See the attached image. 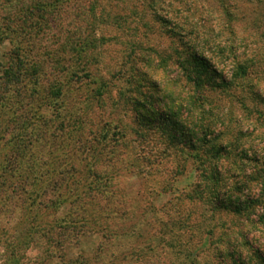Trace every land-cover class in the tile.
<instances>
[{"label": "rangeland", "instance_id": "374dc122", "mask_svg": "<svg viewBox=\"0 0 264 264\" xmlns=\"http://www.w3.org/2000/svg\"><path fill=\"white\" fill-rule=\"evenodd\" d=\"M29 1L0 0V264H264V227L227 207L237 159L218 151L257 154L242 200L260 197L264 0H68L43 18ZM192 55L212 61L220 111L203 151L158 101L194 94ZM69 219L85 232L58 246Z\"/></svg>", "mask_w": 264, "mask_h": 264}, {"label": "trees", "instance_id": "16d2710c", "mask_svg": "<svg viewBox=\"0 0 264 264\" xmlns=\"http://www.w3.org/2000/svg\"><path fill=\"white\" fill-rule=\"evenodd\" d=\"M12 1V0H10ZM63 1H68V0H30V7L28 4V9L27 12L28 15H34L36 13L41 14V17L45 15V13L48 12V10H51V7H54L55 4H58ZM20 6H25V3L22 2V4H18ZM30 8V10H29ZM25 14V12H24ZM26 21V20H25ZM43 21V20H42ZM4 33L0 31V38L2 39ZM0 39V41H1ZM208 46V44H207ZM17 49L19 52L22 50L20 46L14 47ZM234 49L228 48V53L230 55H234ZM17 59V60H15ZM190 60L192 61V65H196L197 71L195 72V76L191 77L190 75L188 76L189 81L194 83L195 86V91L194 94L189 98L185 99H177L176 97H170L166 94H163L164 97L161 99H158L160 103L164 104V107L167 108L169 111L174 113L177 117V119H168L167 117V122L169 126H177V127H182L185 129L186 132L188 133H194L195 135H198L199 137V143L197 146H199V151L204 150L205 147H211L213 148L215 146V143L213 142L212 134L214 133L215 127H213L212 122H209V118H214L219 120V115L220 111L217 109V107L213 104V102L210 100V98H207V94H205V87L202 84H205V79L208 77L209 73H215L213 68L212 61L210 59H207L205 57H193V55L190 57ZM14 62L9 65V67L6 70V78L7 80V85L9 86L10 84H13L21 78L20 76V64H23V60L20 58V55L18 54L14 60ZM235 65L233 67L234 70V81L239 80V79H244L247 77V75L250 72V67L246 65L245 63H241L239 61H234ZM19 68V69H18ZM187 67L184 66V70L187 71ZM232 83H227V86H231ZM161 91V90H160ZM162 93V92H161ZM160 93V94H161ZM154 109V106H151ZM169 107V108H168ZM156 110V109H154ZM158 113V110H156ZM168 111V112H169ZM161 113H158L160 116ZM179 114L181 116H179ZM179 118V119H178ZM217 121V120H216ZM192 126V127H190ZM190 127V128H189ZM196 144V143H195ZM236 145L234 143H227V149L224 145H220L218 148V151L226 152L227 151V156H229L231 153L234 154L235 158L237 161L234 163H238V166H235V171L236 175L233 174L234 179L236 180L235 185L231 186L228 185L227 183V207H235L236 213L240 214L241 216H244L246 220H250V216H256L257 220L254 222V227L252 229L259 230L260 227H264V178L262 179L261 186L263 189H261V194L260 197L257 199H251V200H242V197H244V192L245 189L248 188V183L249 180L247 178V175L245 174V167H247L246 163H251L255 165H259V163L262 161L261 159L258 158L257 154L254 153L253 156H249L247 151H237L234 147ZM202 148V149H201ZM233 149L235 150L233 152ZM230 150L232 152H230ZM235 152L237 154H235ZM264 158V157H263ZM218 162H220L219 159H217L216 163L211 165L210 169L207 166L205 169V178L208 179L211 182H214L215 179L214 177L212 178L211 175L209 176L210 172H214L215 175L217 174V169H218ZM240 163V164H239ZM236 165V164H235ZM264 167V163H262ZM211 174V173H210ZM257 174V173H256ZM243 176V179H239V176ZM254 205H257L261 207L262 209V214H257L256 209ZM75 220V219H74ZM72 219H69L67 221H61V224L59 226V229L61 228V232L59 237L57 238L56 242L58 243V246L63 245V240L65 239V236H69V234L77 235L79 236L80 234H83L85 231V224L82 221H74ZM52 228V227H48ZM254 255L259 257L261 260L264 261V256L260 253V250L254 251ZM236 255L235 251H232L231 257L234 259V256ZM239 255V254H238ZM240 257V255H239ZM235 261V259H234ZM70 264H84L83 261L76 260L70 262ZM237 264H239L237 262Z\"/></svg>", "mask_w": 264, "mask_h": 264}]
</instances>
